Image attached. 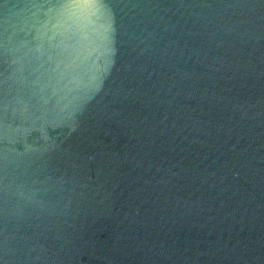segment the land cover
Wrapping results in <instances>:
<instances>
[{
  "label": "water",
  "instance_id": "95a60500",
  "mask_svg": "<svg viewBox=\"0 0 264 264\" xmlns=\"http://www.w3.org/2000/svg\"><path fill=\"white\" fill-rule=\"evenodd\" d=\"M0 264H264V0H0Z\"/></svg>",
  "mask_w": 264,
  "mask_h": 264
}]
</instances>
